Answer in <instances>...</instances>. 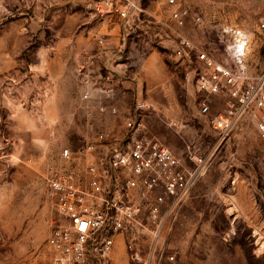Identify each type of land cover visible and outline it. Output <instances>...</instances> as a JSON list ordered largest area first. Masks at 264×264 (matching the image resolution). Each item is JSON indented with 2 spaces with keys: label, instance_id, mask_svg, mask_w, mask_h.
<instances>
[{
  "label": "rangeland",
  "instance_id": "1",
  "mask_svg": "<svg viewBox=\"0 0 264 264\" xmlns=\"http://www.w3.org/2000/svg\"><path fill=\"white\" fill-rule=\"evenodd\" d=\"M184 1L200 18L186 31L216 60L236 61L235 44L246 38L248 72L264 67L257 26L264 0ZM99 30L82 0H0V264H51L46 238L58 214L45 177L66 164L62 150L91 137L78 119V68L97 50ZM166 50L147 51L148 73L147 59H132L139 98L153 106L145 128L185 165H192L188 144L214 151L205 174L166 218L151 264H264V138L244 121L218 143L199 114L193 70ZM131 103L129 96L125 108ZM219 105L214 97L213 108ZM123 116L94 127L119 138ZM149 243L142 227L118 235L110 263L139 264L131 252L144 259Z\"/></svg>",
  "mask_w": 264,
  "mask_h": 264
},
{
  "label": "built area",
  "instance_id": "2",
  "mask_svg": "<svg viewBox=\"0 0 264 264\" xmlns=\"http://www.w3.org/2000/svg\"><path fill=\"white\" fill-rule=\"evenodd\" d=\"M82 5L101 29L93 34L97 50L78 70L82 104L94 92L102 100L115 95L117 72L105 66L90 70L95 60L110 50L118 52L119 60L146 59L147 51L163 48L193 70L201 95L199 114L216 132L218 143L244 121L254 124L264 138V67L255 74L248 72L243 63L246 38L235 44L236 61L224 63L186 31L200 18L184 0H82ZM257 26L264 32V13ZM112 44L116 46L111 48ZM214 97L220 100L217 108ZM82 109L91 114L88 107ZM95 110L108 117L119 115L112 103L101 102ZM152 110L147 99H135L121 117L125 132L115 139L109 130L87 120L91 137L75 150H62L66 164L45 177L58 214L46 238L51 264H111L116 237L137 227L148 231V256L142 259L133 251L131 260L151 264L159 253L166 218L174 217L205 174L214 149L202 151L188 144L186 157L192 165H185L146 130L144 116Z\"/></svg>",
  "mask_w": 264,
  "mask_h": 264
},
{
  "label": "crops",
  "instance_id": "3",
  "mask_svg": "<svg viewBox=\"0 0 264 264\" xmlns=\"http://www.w3.org/2000/svg\"><path fill=\"white\" fill-rule=\"evenodd\" d=\"M110 46H111V48H113L116 46V44H112ZM132 54H135V51ZM117 55H118L117 51L110 50L109 52L106 53L105 56L100 57V59L95 60V65H93V66L91 65L92 67L90 68V70H93V69L96 70L98 68V66H105V67L113 69L117 72L116 73V80L114 82L115 87H116V91H115L114 97L110 100H102L101 96L99 94H97V92L93 93L92 99L89 102L83 104V106H82V108L88 107V110L91 112V114H88V111H86L85 109H82L79 112V118L78 119H80L84 125H86L85 122L87 120H91L92 122H94V125L99 126L102 124V121H105L108 118L107 115H101V114L97 113V111L95 110L96 107L101 102L112 103L113 105H115L118 108L119 115L120 114L125 115V114L129 113V110H130V107H131L133 101L135 99H139V91H138L139 83L137 80H135L136 74H135L134 68L131 66L134 59L133 60L132 59L131 60L130 59L119 60L116 58ZM91 57H92V54L89 56H86L83 59V61L81 62V65L84 64L87 66ZM148 57L147 58L150 59L151 56H148ZM150 60H148L149 63H146V65H145L146 61L142 64V65H145L144 69H145L146 73H148L150 71V68H151ZM78 70H79V68H78ZM85 71L88 72L89 69L87 68ZM78 76H79V72H78ZM129 96L132 99V103L127 108H125L124 105L126 104V100L128 99ZM122 106H124L125 109L122 108ZM123 112H125V113H123Z\"/></svg>",
  "mask_w": 264,
  "mask_h": 264
},
{
  "label": "bare ground",
  "instance_id": "4",
  "mask_svg": "<svg viewBox=\"0 0 264 264\" xmlns=\"http://www.w3.org/2000/svg\"><path fill=\"white\" fill-rule=\"evenodd\" d=\"M263 247H264V245H263ZM262 248V247H261Z\"/></svg>",
  "mask_w": 264,
  "mask_h": 264
}]
</instances>
